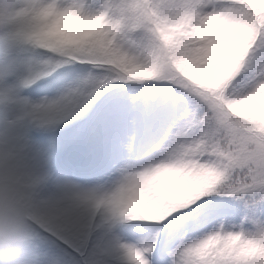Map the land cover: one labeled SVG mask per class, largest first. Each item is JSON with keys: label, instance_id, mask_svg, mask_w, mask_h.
<instances>
[{"label": "snow or ice", "instance_id": "6c2138e0", "mask_svg": "<svg viewBox=\"0 0 264 264\" xmlns=\"http://www.w3.org/2000/svg\"><path fill=\"white\" fill-rule=\"evenodd\" d=\"M21 11L27 124L101 145L71 179L26 146L37 264H264V0Z\"/></svg>", "mask_w": 264, "mask_h": 264}, {"label": "rangeland", "instance_id": "374dc122", "mask_svg": "<svg viewBox=\"0 0 264 264\" xmlns=\"http://www.w3.org/2000/svg\"><path fill=\"white\" fill-rule=\"evenodd\" d=\"M23 25V18L0 9V134L25 151L28 144L36 147L34 140H38L39 147L53 156L59 171L70 179L85 177L96 169L101 158V145L87 123L84 138L75 144H66L58 131L61 126L37 131L25 120L27 103L31 99L22 86L27 68L18 64L21 49L14 43ZM46 91L45 85L32 95ZM32 238L35 240L34 235ZM41 258L36 244L28 258L29 264H37Z\"/></svg>", "mask_w": 264, "mask_h": 264}, {"label": "clouds", "instance_id": "9594fccd", "mask_svg": "<svg viewBox=\"0 0 264 264\" xmlns=\"http://www.w3.org/2000/svg\"><path fill=\"white\" fill-rule=\"evenodd\" d=\"M33 2L43 0H0V9L23 18L21 10ZM33 228L26 151L0 134V264H29Z\"/></svg>", "mask_w": 264, "mask_h": 264}, {"label": "trees", "instance_id": "16d2710c", "mask_svg": "<svg viewBox=\"0 0 264 264\" xmlns=\"http://www.w3.org/2000/svg\"><path fill=\"white\" fill-rule=\"evenodd\" d=\"M85 123L68 124L59 128L60 136L65 139L66 144H75V142L83 139L86 132ZM32 235H34L33 231Z\"/></svg>", "mask_w": 264, "mask_h": 264}]
</instances>
